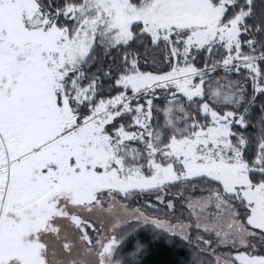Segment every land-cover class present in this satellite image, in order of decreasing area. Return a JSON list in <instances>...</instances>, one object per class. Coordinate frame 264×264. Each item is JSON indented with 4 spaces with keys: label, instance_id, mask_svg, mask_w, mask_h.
Returning <instances> with one entry per match:
<instances>
[{
    "label": "snow or ice",
    "instance_id": "6c2138e0",
    "mask_svg": "<svg viewBox=\"0 0 264 264\" xmlns=\"http://www.w3.org/2000/svg\"><path fill=\"white\" fill-rule=\"evenodd\" d=\"M0 264H264V0H0Z\"/></svg>",
    "mask_w": 264,
    "mask_h": 264
}]
</instances>
